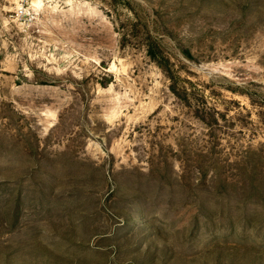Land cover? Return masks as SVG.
I'll return each mask as SVG.
<instances>
[{
	"label": "rangeland",
	"instance_id": "374dc122",
	"mask_svg": "<svg viewBox=\"0 0 264 264\" xmlns=\"http://www.w3.org/2000/svg\"><path fill=\"white\" fill-rule=\"evenodd\" d=\"M0 264H264V0H0Z\"/></svg>",
	"mask_w": 264,
	"mask_h": 264
},
{
	"label": "trees",
	"instance_id": "16d2710c",
	"mask_svg": "<svg viewBox=\"0 0 264 264\" xmlns=\"http://www.w3.org/2000/svg\"><path fill=\"white\" fill-rule=\"evenodd\" d=\"M150 55L154 58L155 57V54H153V52H150Z\"/></svg>",
	"mask_w": 264,
	"mask_h": 264
}]
</instances>
